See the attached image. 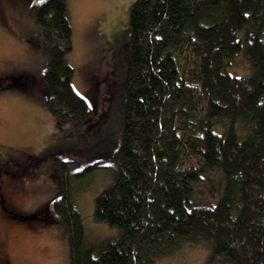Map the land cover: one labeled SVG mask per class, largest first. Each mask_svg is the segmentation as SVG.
<instances>
[{
	"label": "trees",
	"instance_id": "16d2710c",
	"mask_svg": "<svg viewBox=\"0 0 264 264\" xmlns=\"http://www.w3.org/2000/svg\"><path fill=\"white\" fill-rule=\"evenodd\" d=\"M66 1L31 3L47 57L41 99L58 128L92 114L71 84ZM128 22L114 180L93 209L120 235L95 253L69 187L43 211L10 214L63 227L69 264H155L186 241L230 264H264V0H134ZM239 54L247 71L231 73ZM215 167L223 195L192 205L193 183Z\"/></svg>",
	"mask_w": 264,
	"mask_h": 264
},
{
	"label": "rangeland",
	"instance_id": "374dc122",
	"mask_svg": "<svg viewBox=\"0 0 264 264\" xmlns=\"http://www.w3.org/2000/svg\"><path fill=\"white\" fill-rule=\"evenodd\" d=\"M66 2L72 30V45L66 55L73 67L71 84L88 100L92 114L86 121L75 119L58 128L41 99V73L47 57L32 0H0V161L4 167L0 179V264H69L63 227L54 221L20 220L10 214L43 211L61 188L69 187L95 253L106 240L121 233L117 226L96 220L93 209L96 195L114 180L113 152L120 139L128 18L134 0ZM233 63L229 72L247 71L242 54ZM15 78L21 84L11 83ZM212 130L221 131L217 126ZM224 190L223 174L215 167L193 183L191 203L215 204ZM155 264L230 261L199 242L186 241Z\"/></svg>",
	"mask_w": 264,
	"mask_h": 264
}]
</instances>
